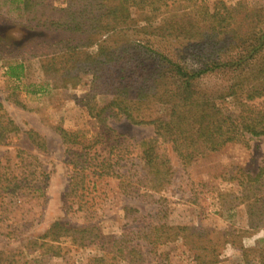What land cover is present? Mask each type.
I'll return each mask as SVG.
<instances>
[{
    "label": "trees",
    "instance_id": "1",
    "mask_svg": "<svg viewBox=\"0 0 264 264\" xmlns=\"http://www.w3.org/2000/svg\"><path fill=\"white\" fill-rule=\"evenodd\" d=\"M52 2L11 0L19 6V24L0 16V61L8 63L4 75L20 80L25 61L35 58L51 90L76 88L89 76L91 102L85 106L104 133H112L105 122L117 116L134 126L152 127L153 136L137 145L145 168L138 182L146 189L158 192L171 181L170 161L159 153V144L168 145L187 167L203 153L243 142L245 136L264 140V101L255 104L264 96L263 7L220 0H63L60 7ZM208 77L221 82L209 87L204 83ZM96 97L105 102L97 104ZM20 132L0 104V146ZM55 132L71 164L65 196L76 199L77 211L94 206L101 179H116L121 192L132 191L129 172L117 171L124 149L109 147V153L115 149L120 154L115 169L110 159L90 164L76 153L80 146L92 145L81 143V131L58 126ZM37 162L23 151L0 158L3 238L20 239L40 257L60 256L62 239L77 247L95 244L96 253L84 264H173L161 259L158 248L185 242L187 226L149 222L119 237H103L95 224L56 220L41 235H25L45 205L49 175ZM244 178L238 186L247 224L253 230L264 228V163L254 176ZM34 205L40 211L32 214ZM201 250L206 253L195 254V264L218 263L215 249ZM22 254L1 250L0 264H17ZM257 258L264 264L263 249ZM238 264H249L245 251Z\"/></svg>",
    "mask_w": 264,
    "mask_h": 264
},
{
    "label": "rangeland",
    "instance_id": "2",
    "mask_svg": "<svg viewBox=\"0 0 264 264\" xmlns=\"http://www.w3.org/2000/svg\"><path fill=\"white\" fill-rule=\"evenodd\" d=\"M206 1L212 4L219 0ZM220 1L226 5L242 1L249 7L264 8V0ZM52 3L57 7L64 6L63 0H53ZM0 16L8 20V24L22 21L19 6L11 0H0ZM133 16L139 15L135 11ZM18 27L16 29L20 30ZM0 28H3L1 23ZM7 64L0 61V104L21 132L0 146V158H12L18 151L29 153L37 158V163L49 175L45 205L39 218L38 214L35 217L32 232L25 235H41L56 220L78 226L95 224L103 237H119L149 222H167L187 226L189 230L186 232V243L177 240L158 248L164 261L195 264L194 255L199 252L205 254L206 251L201 249L207 247L217 251L216 256L212 255L219 260L217 264L240 263L242 251L246 252L249 264H259L258 252L264 250V228L253 230L247 224V211L240 200L242 194L238 182L245 179L246 174L254 176L263 165L262 138L245 136L243 142L229 143L218 151L203 153L187 167L181 165L168 145L159 144V153L169 158L172 175L168 186L153 192L146 189L143 182H138L145 174V168L139 160L137 145L153 136L151 126H134L122 117H110L105 126L112 133H104V128L90 117L85 106L91 102L87 98L89 76H84L76 88L51 90L42 77L37 59L25 61L24 75L20 80H11L4 75ZM220 82V77H208L204 81L209 87ZM105 99L96 97L94 101L101 105ZM263 101L264 96L255 104ZM231 105L228 103L227 107ZM58 126L70 132L81 131V143L92 144L85 149L80 146L76 152L81 153L90 164L110 159L112 169H115L116 156L120 154L115 149L112 154L109 153V147L116 145L118 150L124 149V159L119 163L121 169L117 171L129 172L126 180L130 182L132 191L121 192V185L116 179H101L97 182L94 206L77 211L76 199L65 196L71 164L55 132ZM32 210V214L40 211L35 205ZM3 231L0 224V232ZM60 242V256H50L49 253L40 257L20 239H6L0 235V251H22L24 257H20L17 264H84L97 251L95 244L77 247L69 239Z\"/></svg>",
    "mask_w": 264,
    "mask_h": 264
}]
</instances>
